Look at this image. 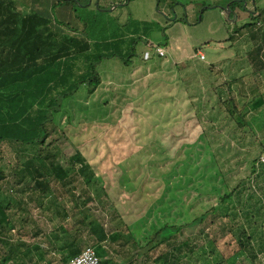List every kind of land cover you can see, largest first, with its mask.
<instances>
[{
	"label": "rangeland",
	"instance_id": "obj_1",
	"mask_svg": "<svg viewBox=\"0 0 264 264\" xmlns=\"http://www.w3.org/2000/svg\"><path fill=\"white\" fill-rule=\"evenodd\" d=\"M13 1L24 12L41 5ZM87 1L70 17L61 6L49 11L78 27L61 35L77 37L92 58L105 56L101 82L63 100L44 145L2 144L0 218L4 208L9 220L1 263L59 264L90 245L105 249L109 264H157L168 251L185 264H264V104L254 106L264 98V70L255 72L249 31L231 39L264 0L234 2L236 18L228 15L236 0ZM29 158L50 191L33 187L23 167ZM197 217L173 244L141 252L156 228ZM93 225L105 228L106 240L98 242ZM16 242L25 244L14 255Z\"/></svg>",
	"mask_w": 264,
	"mask_h": 264
},
{
	"label": "trees",
	"instance_id": "obj_2",
	"mask_svg": "<svg viewBox=\"0 0 264 264\" xmlns=\"http://www.w3.org/2000/svg\"><path fill=\"white\" fill-rule=\"evenodd\" d=\"M33 1L37 4L41 3V5L38 7L35 4L32 6L31 12H24L13 0H0V148L4 142L21 145H44L50 134L49 124L54 121L55 114L60 111L63 100L73 96L81 85L86 86L89 94L93 93L101 82V75L97 66L105 56L98 54L92 58L87 47L79 46L81 41L77 37L61 35V31H58L61 28L78 32V27H73L71 22H66L63 19L53 18L49 11L50 7L61 6L64 8L63 13L65 15L72 16V6L75 8V4H77L85 7L89 5V2L87 0ZM129 1L125 0V2ZM241 1L231 2L230 9H228L229 16L233 15L236 18L237 12L234 4ZM244 9L248 10V7H244ZM78 18H80L79 15ZM251 18H253L251 22L237 26L231 39H235V34H243L244 30L249 31L255 42L253 49L249 51V55L257 73L264 70V52L262 55L264 48V9L253 11ZM261 21H263L262 25L257 26V23ZM133 54L134 52L131 53V55ZM131 55L125 60L127 63L131 60ZM81 58L85 60L86 69L84 73L78 74L77 70L83 66ZM219 95L221 94L219 93ZM260 96L258 100H253L254 106L264 104L262 94ZM217 101L220 100L217 99ZM236 110L234 105L233 110H229L227 113H234ZM239 115L241 117L239 124L242 125L244 124V116L241 110ZM23 167L33 180V187L40 188L43 193L50 191L51 188L45 179V174L32 158L27 159L23 163ZM52 167L57 175L67 176V172L61 165L52 163ZM88 167L89 165L82 163L80 172L88 176L89 172H86ZM3 175L0 168V178ZM221 197L224 202L231 197V194L228 193ZM1 212H3L4 217L0 218V233L4 230V220H9L5 215L4 208H1ZM202 218L197 217L183 224H164L156 228L146 244L140 247L141 252L149 254L150 251L156 250L163 243L173 244L170 241L183 228L197 226ZM92 230L97 233L98 242L106 240L109 236L103 226L93 225ZM243 234L245 235V232ZM241 238L239 242L243 247L246 243L244 239L249 238L245 236ZM23 244L25 243H14L9 252L16 255L17 250L19 251ZM185 244L188 245L189 242ZM100 250L104 252L101 253ZM100 250L97 251L98 254L107 262L109 256L106 250ZM72 256L74 254L61 260L59 264ZM156 263L185 264L181 257L172 251L159 255L156 258ZM0 264H2L1 261Z\"/></svg>",
	"mask_w": 264,
	"mask_h": 264
},
{
	"label": "built area",
	"instance_id": "obj_3",
	"mask_svg": "<svg viewBox=\"0 0 264 264\" xmlns=\"http://www.w3.org/2000/svg\"><path fill=\"white\" fill-rule=\"evenodd\" d=\"M156 53L158 56H166L167 51L162 46L156 47ZM151 52L146 50L144 52V58L150 59ZM197 55H200V58L205 59L204 53L199 51ZM264 159V154L261 156ZM61 264H109L98 254L97 250L93 246L84 247L78 254L70 257L66 261H63Z\"/></svg>",
	"mask_w": 264,
	"mask_h": 264
}]
</instances>
